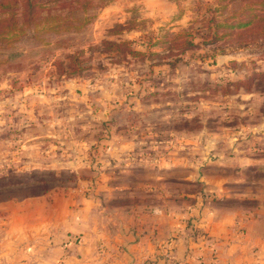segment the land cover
<instances>
[{
	"label": "crops",
	"instance_id": "obj_1",
	"mask_svg": "<svg viewBox=\"0 0 264 264\" xmlns=\"http://www.w3.org/2000/svg\"><path fill=\"white\" fill-rule=\"evenodd\" d=\"M40 83L0 86V177L70 178L0 199V264H264V121L198 170L199 146L192 166L180 147L155 164L138 154L126 118L148 109L143 89L126 80ZM187 182L203 196L180 194ZM142 186L157 203H115Z\"/></svg>",
	"mask_w": 264,
	"mask_h": 264
},
{
	"label": "rangeland",
	"instance_id": "obj_2",
	"mask_svg": "<svg viewBox=\"0 0 264 264\" xmlns=\"http://www.w3.org/2000/svg\"><path fill=\"white\" fill-rule=\"evenodd\" d=\"M24 1L0 8V86L126 80L143 89L141 104L148 108L126 117L129 131L141 138L138 154L156 164L162 151L185 148L192 166L199 146L196 170L236 132L263 123L264 0H94L73 13L90 19L78 29L69 28V0H51L49 16L46 8L33 9V22H25ZM69 56H83L80 70L69 72ZM69 178L66 172L1 176L0 199L38 192L34 181L48 187ZM24 183L27 188L19 187ZM197 185L185 188L196 192ZM147 190L127 192L115 203H157Z\"/></svg>",
	"mask_w": 264,
	"mask_h": 264
},
{
	"label": "trees",
	"instance_id": "obj_3",
	"mask_svg": "<svg viewBox=\"0 0 264 264\" xmlns=\"http://www.w3.org/2000/svg\"><path fill=\"white\" fill-rule=\"evenodd\" d=\"M11 1H13V0H8L6 2H0V8L10 7ZM93 1L94 0H69V28L78 29L81 27V25L87 24L89 22V20H90L89 17L78 18V17L74 16L73 13H75L77 11L78 12H85L87 7L94 5ZM108 1L109 0H104V2H102V5H104ZM51 3H52L51 0H46L45 3L36 2L33 0H25L24 1V5L26 8L25 22H33L34 21L35 12L33 9L38 8V7L46 8L48 11L47 15L49 16L51 9H50V6H48V5H50ZM13 16L14 15H12V17H11V21L15 24V18ZM72 23H76L77 26H73ZM44 24L45 23L41 24V25H43L42 29H49V28H44L45 27ZM35 27L37 28L38 24H35ZM82 57L83 56H69V72L70 73L80 70V64L83 63V61H84ZM260 169H261V172L264 174V167H262ZM33 183L37 186H40V190L36 193L44 192L45 189L47 188V186H46L47 182L45 180H38V181H34ZM52 186H56V185H52ZM52 186H48V187H52ZM197 186H198V191H196V192L195 191H187L185 186H184V188H181L179 190V193L181 194L182 191H184L186 193V195H196L197 193H200L203 196L201 187L199 185H197ZM9 187H13V186L9 185ZM19 187L27 188L26 183L20 184ZM174 192L177 193V189H174ZM33 194H35V193H33ZM26 195H29V194H26ZM8 197H11V196H8ZM185 199L188 200V196ZM131 206H133V205H131Z\"/></svg>",
	"mask_w": 264,
	"mask_h": 264
}]
</instances>
